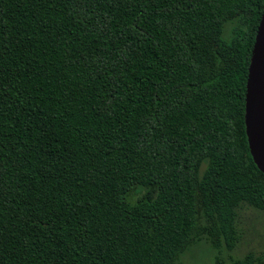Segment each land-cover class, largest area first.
Returning <instances> with one entry per match:
<instances>
[{"label":"trees","instance_id":"trees-1","mask_svg":"<svg viewBox=\"0 0 264 264\" xmlns=\"http://www.w3.org/2000/svg\"><path fill=\"white\" fill-rule=\"evenodd\" d=\"M264 0H0V264H231L264 212L245 126ZM220 262L219 264H221Z\"/></svg>","mask_w":264,"mask_h":264},{"label":"water","instance_id":"water-1","mask_svg":"<svg viewBox=\"0 0 264 264\" xmlns=\"http://www.w3.org/2000/svg\"><path fill=\"white\" fill-rule=\"evenodd\" d=\"M245 126L252 158L264 173V11L249 66Z\"/></svg>","mask_w":264,"mask_h":264},{"label":"rangeland","instance_id":"rangeland-1","mask_svg":"<svg viewBox=\"0 0 264 264\" xmlns=\"http://www.w3.org/2000/svg\"><path fill=\"white\" fill-rule=\"evenodd\" d=\"M238 227L241 240L237 249L230 254L235 259L244 258L249 252L257 255L264 253V212L245 206L239 211ZM219 253L205 241L201 240L191 251L182 256L179 264H231L230 257Z\"/></svg>","mask_w":264,"mask_h":264}]
</instances>
